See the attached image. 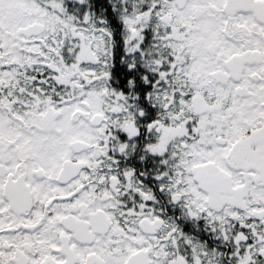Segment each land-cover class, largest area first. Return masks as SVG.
<instances>
[{"label":"snow or ice","instance_id":"obj_1","mask_svg":"<svg viewBox=\"0 0 264 264\" xmlns=\"http://www.w3.org/2000/svg\"><path fill=\"white\" fill-rule=\"evenodd\" d=\"M0 264H264V0H0Z\"/></svg>","mask_w":264,"mask_h":264}]
</instances>
